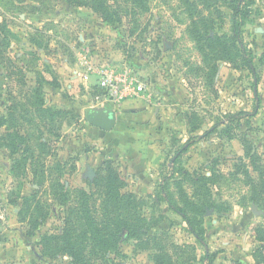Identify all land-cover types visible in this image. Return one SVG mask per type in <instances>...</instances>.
<instances>
[{
  "label": "rangeland",
  "instance_id": "rangeland-1",
  "mask_svg": "<svg viewBox=\"0 0 264 264\" xmlns=\"http://www.w3.org/2000/svg\"><path fill=\"white\" fill-rule=\"evenodd\" d=\"M207 1L200 8L216 24L215 31L234 36L230 0ZM149 5L140 15L143 26L130 35L126 18L106 23L91 9L67 0H0V50L6 57H0V117L13 105L33 104L40 95L46 106L62 110L55 127L59 136L46 133L44 139L66 164V186L90 191L97 172L89 173L86 164L79 169L80 155H67V145L76 142L80 154L105 149L112 134L96 130L104 139L85 131V125H92L90 117L118 111L127 101H138L130 106L136 115H149L154 107L158 117L153 120L167 125L162 128L167 158L155 184H138L125 173L124 163L108 159L127 179L125 190L146 201L149 234L160 238L173 264H187L189 258L188 264H206L209 253L216 264H255L256 227L264 226V206L251 200L252 187L237 172V163L245 154L243 139L253 144L264 163V0L249 4L238 38L250 62L240 59L237 69L219 61L211 85L198 69L204 60L189 32L187 6L181 0H150ZM141 121L142 126L150 123L148 118H132L130 123ZM149 138L161 139L153 132ZM143 143L150 146L146 139ZM9 152L0 147V264H72L67 255L45 256L41 246L44 236L61 233L66 208L48 195V183L39 184L30 173L16 177ZM187 171L215 176L210 187L218 206L207 209L201 240L166 201L179 197L178 181L194 198L193 185L183 178ZM251 174L257 178L255 171ZM36 191L42 201L51 200L52 208L31 234L30 223L21 221L19 211L23 198ZM138 247L124 230L118 250L94 259L96 264H155L154 251Z\"/></svg>",
  "mask_w": 264,
  "mask_h": 264
},
{
  "label": "trees",
  "instance_id": "trees-1",
  "mask_svg": "<svg viewBox=\"0 0 264 264\" xmlns=\"http://www.w3.org/2000/svg\"><path fill=\"white\" fill-rule=\"evenodd\" d=\"M75 6H83L98 14L106 23H121L126 18L127 26H131L130 35L142 25L140 15L150 10V0H67ZM185 5L191 26L189 32L194 39L204 60V66L198 67L207 78L209 84L219 71V61L224 60L240 68V59L250 62L241 51L239 39L242 27L249 17V4L252 0H230L233 12L232 27L234 36L220 34L215 31L216 24L207 20L200 8L208 4L192 0H181ZM0 57H6L0 50ZM39 90V89H38ZM36 90V91H38ZM29 106L13 105L7 116L0 117V128L5 133L0 135V147L7 148L14 158L12 172L16 177L26 178L29 173L39 184L48 183V195L66 208L64 227L60 234L46 235L41 241L42 253L48 255H67L72 264H96L95 256L101 258L111 251L119 249L122 233L127 238L137 241L138 248L153 253L155 264H173L168 249L160 242L158 236L149 234L150 219L145 212L146 201L137 194L126 191V181L121 177L118 167L112 160H107L96 172L93 180L94 188L70 190L65 181L66 164L57 157V150L51 142L46 141V133L59 136L55 130L62 110L46 106L40 96ZM27 123V125H24ZM27 126H29V129ZM209 133V132H208ZM207 133V134H208ZM244 157L237 163L238 173L242 174L251 185L252 201L264 206V163L263 157L247 139H243ZM183 149L177 153L173 162L180 158ZM257 173L253 178L251 171ZM184 179L193 185L191 198L181 182H177L179 197L170 196L166 201L169 208L180 214L197 239L204 233V216L207 209L218 206L213 198L211 185L215 176L206 172H185ZM179 198V199H178ZM15 199L13 202H16ZM181 203L183 205H181ZM52 202L49 198L42 201L40 193L34 192L23 198L19 216L22 222L30 223L33 234L47 219L51 212ZM258 247L253 252L255 264H264V226L256 227ZM211 258L206 264H216ZM191 258L185 261L187 264ZM40 264V263H36ZM233 264H242L234 261Z\"/></svg>",
  "mask_w": 264,
  "mask_h": 264
},
{
  "label": "crops",
  "instance_id": "crops-1",
  "mask_svg": "<svg viewBox=\"0 0 264 264\" xmlns=\"http://www.w3.org/2000/svg\"><path fill=\"white\" fill-rule=\"evenodd\" d=\"M137 102L138 101H127L122 108L118 109V111L114 109L116 112V124L110 131H106L92 125L91 127H87V125H85V131L95 134L100 138L102 137L105 139L106 137L104 135L101 136L96 130L112 134V137L109 138V142H107L105 149L99 150L96 148V151L94 150L86 154H80L79 150H77L76 142H71L70 145H67L68 147L65 149L67 155L71 153L78 156L80 155L81 160L78 162L79 169L81 166L86 164L85 169L87 168L89 173H93L97 171L106 160L112 159L114 161L124 163L125 173L128 175L132 174L138 184L149 183L151 181H154L153 183L155 184L156 177L161 175L163 167L161 164H163L167 158L166 152L163 150V138L167 136V134L163 137L164 132L162 130V128L165 129L167 125H164V121L162 120H159L158 123L156 120H153V117H158L157 110H154V107L152 108L149 106V108H152L149 112L151 114L149 115H143L146 111L141 113L139 112V115L130 113L133 112V109H130V106L136 105ZM152 112H154L155 116ZM132 118H136V120L140 118H148L150 119V123L147 124L148 126H142L143 121H141L140 124L134 125L130 123ZM153 122L156 123V126H154L155 124H153ZM131 126H136V128H130ZM125 128L127 129L125 130ZM152 132L155 137H159L161 139L155 142L151 141V138L149 137ZM158 133H161V135H158ZM140 139L142 142H140ZM144 139H146L150 146L148 145L146 147L144 145Z\"/></svg>",
  "mask_w": 264,
  "mask_h": 264
},
{
  "label": "water",
  "instance_id": "water-1",
  "mask_svg": "<svg viewBox=\"0 0 264 264\" xmlns=\"http://www.w3.org/2000/svg\"><path fill=\"white\" fill-rule=\"evenodd\" d=\"M89 121L96 127L110 131L116 124V112L115 110H108L107 112L97 113L92 118L90 117Z\"/></svg>",
  "mask_w": 264,
  "mask_h": 264
},
{
  "label": "built area",
  "instance_id": "built-area-1",
  "mask_svg": "<svg viewBox=\"0 0 264 264\" xmlns=\"http://www.w3.org/2000/svg\"><path fill=\"white\" fill-rule=\"evenodd\" d=\"M103 85H106V81H103Z\"/></svg>",
  "mask_w": 264,
  "mask_h": 264
}]
</instances>
